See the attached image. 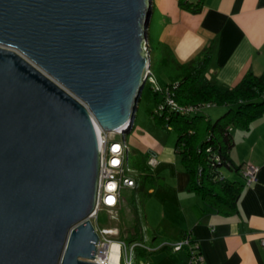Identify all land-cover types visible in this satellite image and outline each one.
<instances>
[{"label":"water","instance_id":"95a60500","mask_svg":"<svg viewBox=\"0 0 264 264\" xmlns=\"http://www.w3.org/2000/svg\"><path fill=\"white\" fill-rule=\"evenodd\" d=\"M153 0H0V264H101L102 137L134 127Z\"/></svg>","mask_w":264,"mask_h":264},{"label":"crops","instance_id":"0c3cea01","mask_svg":"<svg viewBox=\"0 0 264 264\" xmlns=\"http://www.w3.org/2000/svg\"><path fill=\"white\" fill-rule=\"evenodd\" d=\"M179 1L157 2L168 23L167 33L158 43L167 46L175 58L180 62L198 60L204 50L212 47L205 76L225 86L235 85L250 71L264 72V0H202V9L197 13L181 7ZM227 109L225 106L218 113ZM231 131L234 145L229 157L240 170L223 169V174L244 184L237 199L238 212L234 214L219 212L201 195L189 192L190 175L177 153L176 141L165 140L164 136L149 141L152 156L148 160L157 184L149 189L147 186L144 194L149 199L140 204L143 235L146 224L155 227L154 237L161 243H176L185 234L190 235L203 258L197 264H264V246L260 243L264 237V114L247 129ZM247 164L258 168L250 185L242 176ZM111 230V237L126 241L123 229ZM188 251L187 247L180 251L160 249L154 251V260L141 263L190 264Z\"/></svg>","mask_w":264,"mask_h":264},{"label":"trees","instance_id":"16d2710c","mask_svg":"<svg viewBox=\"0 0 264 264\" xmlns=\"http://www.w3.org/2000/svg\"><path fill=\"white\" fill-rule=\"evenodd\" d=\"M202 0L198 3L181 0L179 4L192 13L200 12ZM155 49V48H154ZM156 57L158 62L167 66L171 72L170 82L166 83L177 104L182 107L209 103L210 106H226L227 111L215 119H211L204 111L183 113L166 105L162 112L157 108L151 111V117L158 126L168 128L178 134L176 140L177 153L183 166L189 173V192L201 195L204 202L217 208L219 212L234 214L238 212L237 199L244 184L238 180H230L222 176L223 169L240 170L232 165L229 151L233 147L231 128L247 129L256 118L264 114V72L255 74L250 71L240 77L233 86H225L209 80L206 75L208 63L212 57V47L203 51L198 60L190 59L180 62L167 46L157 43ZM163 54V55H161ZM156 100V106L166 100L165 95L156 91L154 86L149 91ZM144 152V151H143ZM142 151H136L135 191L147 190V182L157 184L156 177L150 168V160ZM219 157V159H216ZM129 158V157H128ZM144 199L133 197L130 203L134 212L133 227L126 236L129 243L144 241L142 212L140 204ZM127 241V242H128ZM169 246L160 247L168 250ZM160 249L155 251H160ZM144 254L147 249L137 247Z\"/></svg>","mask_w":264,"mask_h":264},{"label":"rangeland","instance_id":"374dc122","mask_svg":"<svg viewBox=\"0 0 264 264\" xmlns=\"http://www.w3.org/2000/svg\"><path fill=\"white\" fill-rule=\"evenodd\" d=\"M159 0H153L152 2V14L150 15L149 19V28H147V35H148V45L151 48H155L157 46V43L159 40H162L161 38H164V35L167 33V26L168 23L163 20L162 17V11L158 8V2ZM155 49H150V60H151V69H153V72L156 74V78L159 81V84L162 86H165L167 82H170L171 72L168 70L167 66H163L155 57ZM163 55V54H161ZM144 90L141 92V100L138 103L137 113L135 115L134 119V127L130 129V131L126 134H120L115 133L111 134L112 137L120 140H125V144L130 149L128 154V161H129V168L133 172L134 176H138L137 171L135 170V161H136V151H144L143 153L146 155L147 158H150L152 156L151 154V148L149 147V144L153 138L156 136H164V139L175 141L178 139V134H176L175 131H172L168 128H164L161 126H158L155 122V119L151 117V111L155 110L157 108L156 106V100L155 98L150 94L151 83L149 81L146 82ZM225 107V106H224ZM224 107L221 108V106H208L205 107L204 111L206 112V115H208L211 119H215L217 116H220L222 113L220 112ZM227 108V107H226ZM227 111V110H226ZM218 113V114H217ZM182 162V159H181ZM150 168L151 165H150ZM226 171V169H224ZM231 177V176H230ZM229 178V177H228ZM148 189L151 187L150 180L147 182ZM124 203L123 208L118 212L117 210H113L111 212L110 208L100 207L98 210V216L91 218L94 225L98 227V230H105L109 227L114 228L118 227L123 229L124 235L127 234L128 230L133 227L134 223H132V216L133 213L129 210V205L131 201L133 200V197L144 199L146 200L148 197H146V193L144 194V191L138 190L135 191L134 187H125L122 191ZM149 199V198H148ZM143 207V205H142ZM118 212V213H116ZM117 214V218H113V214ZM154 226H148L146 224V227L144 228V235H146V239L143 242L145 247H148V251L146 254H144L141 250H137L135 261L137 263L141 262V260L153 259L157 257V254L153 251V249H159L160 245L164 244L161 243L162 241H156L154 237ZM114 237V236H113ZM116 237V236H115ZM126 241H128L126 239ZM174 241V240H173ZM129 243V241H128ZM131 244V243H130ZM146 249V248H145ZM150 249V250H149ZM154 252V253H152ZM122 264H127L124 259L122 260Z\"/></svg>","mask_w":264,"mask_h":264},{"label":"built area","instance_id":"2783aa9c","mask_svg":"<svg viewBox=\"0 0 264 264\" xmlns=\"http://www.w3.org/2000/svg\"><path fill=\"white\" fill-rule=\"evenodd\" d=\"M149 47V46H148ZM150 50V47H149ZM146 82L149 81L151 85L156 88V91L162 92L166 100L159 104L157 107L158 112H162L166 105L171 106L174 109H180L183 113L200 111L204 107L210 106L209 103L198 104L196 106H187L182 107L180 104H177L174 96H172L169 87H163L159 84L157 80V76L151 67L147 70ZM120 133V131L118 132ZM111 134L115 133H107L102 132V167H101V179H100V192H99V204L96 210L94 217L98 216V210L100 207L110 208L112 211L117 210L121 203H123V195L122 191L125 187H134L136 188L138 185L135 180L134 174H132L133 169L131 170L128 161L129 148L125 144V140L116 139L111 136ZM121 134V133H120ZM216 159H219L217 157ZM258 173V168L253 165L247 164L244 166L243 170V178L246 181V184L250 185L256 179V174ZM224 176V174H222ZM113 218H117V214H113ZM98 230V227H97ZM98 233L101 237L100 242H97V255L95 261H99L101 264H122V260L126 261L127 264H144L137 263L135 261L137 247H145L142 241H134L128 243L123 238L117 240L111 237L113 230L111 228L105 230H98ZM117 243L119 245L120 254L118 258V263L112 262L111 254L113 253L112 245ZM260 243L264 246V237L260 239ZM169 246L173 248L174 251H180L187 247L189 259H191L190 264H197L198 261H202L203 258L199 252V246L192 243L191 236L185 234L184 238L176 243H168L160 245V247ZM160 249V248H159ZM150 250V249H149ZM158 249H153V251Z\"/></svg>","mask_w":264,"mask_h":264},{"label":"bare ground","instance_id":"6f19581e","mask_svg":"<svg viewBox=\"0 0 264 264\" xmlns=\"http://www.w3.org/2000/svg\"><path fill=\"white\" fill-rule=\"evenodd\" d=\"M99 133L101 134V130L99 129ZM113 253L111 254V260L112 262L118 263V258L120 254L119 245L117 243H114L112 245Z\"/></svg>","mask_w":264,"mask_h":264},{"label":"clouds","instance_id":"9594fccd","mask_svg":"<svg viewBox=\"0 0 264 264\" xmlns=\"http://www.w3.org/2000/svg\"><path fill=\"white\" fill-rule=\"evenodd\" d=\"M149 46V45H148ZM151 49V48H150Z\"/></svg>","mask_w":264,"mask_h":264}]
</instances>
